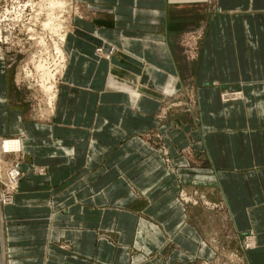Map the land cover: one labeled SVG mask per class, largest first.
Segmentation results:
<instances>
[{
	"label": "crops",
	"instance_id": "1",
	"mask_svg": "<svg viewBox=\"0 0 264 264\" xmlns=\"http://www.w3.org/2000/svg\"><path fill=\"white\" fill-rule=\"evenodd\" d=\"M106 1L99 0L103 6L93 8L90 20L77 23L67 43L72 50L68 84L80 97H88L83 99L85 103L96 104L97 124L86 120L87 116L60 118V98L56 102L58 118L49 125L53 136L74 149L77 143L87 142L93 150L101 143L96 135L111 133L104 112L113 105L124 106L140 129L147 120L157 123L167 100L184 94L190 86L199 96L200 129L194 142L198 155L206 161L197 170L201 185L220 192L238 240L243 232L254 233V245L245 250L249 264H264V0H216L213 15L203 2L190 0H127L126 6L109 9L104 6ZM113 15L116 23L105 25ZM198 25L205 35L194 60L196 45L185 33ZM101 46L114 48L109 59L97 55ZM234 93L240 97L222 100V95ZM60 95L69 100L65 91ZM0 101H7L6 97L1 96ZM2 125L0 122L2 136L20 131L29 140L22 119L4 129ZM124 125L122 122L121 127ZM189 140L184 142L192 144ZM25 142L24 150L29 147ZM103 147L107 153L111 151L109 146ZM51 155L50 160L33 159L47 174L24 171L21 192L27 182L37 180L46 190L75 191V202L56 207L49 201H17L2 207L0 237L17 256V262L10 264H165L154 257L165 256L171 244L179 250L168 253L167 264H191L193 256L213 254L200 232L180 213L182 205L172 203L174 192L151 200L146 210L154 220L163 209L168 212L175 207L173 213H179L164 231L152 219L128 211L138 197L130 192L125 176L108 182L94 196L97 179L111 174L112 154H78L75 150L68 156ZM159 184L158 179L154 185ZM149 190L144 194L148 198L153 194ZM80 192H86L83 203L78 202ZM169 217L172 215L162 221ZM66 239L73 242L74 252L60 248ZM134 249L138 253L132 258Z\"/></svg>",
	"mask_w": 264,
	"mask_h": 264
},
{
	"label": "rangeland",
	"instance_id": "2",
	"mask_svg": "<svg viewBox=\"0 0 264 264\" xmlns=\"http://www.w3.org/2000/svg\"><path fill=\"white\" fill-rule=\"evenodd\" d=\"M167 1L174 3L184 0ZM190 1L203 2L201 4L206 5L212 15L216 12V0ZM126 2L127 0H107V5L104 6L108 9L113 6L119 8L126 6L128 4ZM102 3L99 0H0V99L1 96H5L7 100L0 101V122L3 124L1 128L4 129L6 125L22 119L30 136L28 140V136L20 131L15 135H6L9 137L0 134V144L3 140L23 139L24 142L20 153H0V209L17 201H49L56 207L75 202V191L46 190L45 185L37 180L33 181L34 184L27 182L25 191L21 192L20 183L24 171L32 174L36 171V175L47 174L46 168L33 164L34 158L43 157L50 160L54 158L51 154L60 152L68 156L74 154L75 150L78 154H112L111 174L107 172L108 174L97 179L94 196L98 195L99 190L108 182L125 176L131 186L130 192L138 197L128 211L150 221L152 218L148 216L146 210L150 207L151 200L157 201L174 192L172 203L182 205L180 213L186 215L187 222L203 237V244L205 243L213 252L199 257L193 256L195 259L191 264H249L245 250L253 246L251 239L254 238V233L243 232L242 240H238L237 228L231 221L229 210L224 206L220 192L201 185L202 175L197 170L206 161L198 155V145L194 142L200 129L199 96L192 93L193 89L190 86L186 88L184 94L171 96L167 100L156 118L157 123L152 124L151 120H147L140 129L129 119V113L124 106L113 105L112 110L104 112L108 117L111 133L96 135L101 143H96L93 150L90 147L88 149L87 142L77 143L74 149L71 143H63L53 136L49 125L58 118L56 102L60 98L58 104L60 118L83 119L87 116L86 120H94L97 124L96 104L91 101L85 103L83 99L87 101L88 97H80L76 88L68 84L70 75L67 71L70 70L72 50L67 43L77 29V23L90 20L93 8L103 6ZM115 23L114 16L107 19L105 25L113 26ZM203 25L205 27V22ZM199 31L198 25L185 33L186 39L196 45L194 60L198 58L201 38L205 35V30ZM56 47L60 49V53H57ZM113 50L114 48L106 50L101 46L97 49V55L109 59ZM50 86L51 91L47 89ZM61 91L69 95L67 97L69 100L62 99ZM238 97L240 96L237 93L225 94L222 95V100ZM122 122L125 123L123 127ZM158 123L160 125H157ZM46 124V128H40ZM168 124H171L170 127ZM184 138L187 141L191 139L192 144L184 142ZM25 139L29 147L24 150ZM103 146H106V149L109 146L111 151L107 153ZM29 154H33L34 158ZM125 154H128L126 159L123 158ZM14 168L21 174L16 184L9 178V173ZM158 174L161 175L160 178ZM158 179L160 184L155 186ZM152 185L154 188L151 190ZM148 189H150L148 194L153 193L150 198L144 195ZM82 193L84 192L79 193V203L87 200L84 197L86 192ZM93 195L91 197H94ZM174 209L172 206L168 212L163 209L159 218L153 217L152 223L158 226L160 231H164L172 224L168 221L179 213H173ZM168 215L172 217L165 222L162 221ZM113 241L116 240L113 238ZM5 242L6 240L0 237V264H10L17 259L13 248ZM73 247V242L68 239L60 244V248L72 252ZM173 250H179L178 246L171 244L165 256L153 257L167 264L166 258ZM132 251L134 258L138 252L136 249ZM20 263L22 262L18 261L17 264Z\"/></svg>",
	"mask_w": 264,
	"mask_h": 264
},
{
	"label": "bare ground",
	"instance_id": "3",
	"mask_svg": "<svg viewBox=\"0 0 264 264\" xmlns=\"http://www.w3.org/2000/svg\"><path fill=\"white\" fill-rule=\"evenodd\" d=\"M64 42V41H63ZM56 51L57 53H60V49H58V47H56ZM41 65H39V69H40ZM43 68V67H42ZM62 68V67H61ZM60 72V71H59ZM51 75V73H50ZM52 76V75H51ZM48 78V77H47ZM50 78V77H49ZM53 78V77H51ZM48 86V85H47ZM49 91L52 90L51 86L50 88H47ZM45 90V89H44ZM46 91V90H45ZM23 140V139H22ZM22 140H3L0 144V153L1 154H10V153H13V154H16V153H20L23 149V144L24 142ZM3 151V152H2ZM4 151H7V153H5ZM10 152V153H9ZM17 170L13 169L10 171L9 173V178L11 180V182L13 184H16L18 183V179L17 178ZM254 245V244H253Z\"/></svg>",
	"mask_w": 264,
	"mask_h": 264
},
{
	"label": "built area",
	"instance_id": "4",
	"mask_svg": "<svg viewBox=\"0 0 264 264\" xmlns=\"http://www.w3.org/2000/svg\"><path fill=\"white\" fill-rule=\"evenodd\" d=\"M15 170H17L18 172H17V178H19L20 177V172H19V170L17 169V168H14Z\"/></svg>",
	"mask_w": 264,
	"mask_h": 264
}]
</instances>
